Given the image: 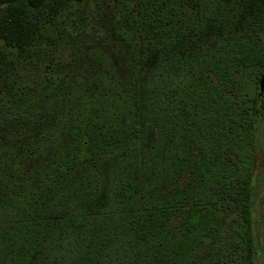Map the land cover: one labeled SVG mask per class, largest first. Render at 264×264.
Listing matches in <instances>:
<instances>
[{
    "label": "trees",
    "instance_id": "16d2710c",
    "mask_svg": "<svg viewBox=\"0 0 264 264\" xmlns=\"http://www.w3.org/2000/svg\"><path fill=\"white\" fill-rule=\"evenodd\" d=\"M229 1L0 0V264H253L264 0Z\"/></svg>",
    "mask_w": 264,
    "mask_h": 264
},
{
    "label": "rangeland",
    "instance_id": "374dc122",
    "mask_svg": "<svg viewBox=\"0 0 264 264\" xmlns=\"http://www.w3.org/2000/svg\"><path fill=\"white\" fill-rule=\"evenodd\" d=\"M233 1L234 0H230L229 2L232 3ZM259 39L261 44L264 46V32H260ZM257 71L261 73L262 68H257ZM204 73L214 79L211 72L204 71ZM256 83L257 77L253 75L249 77L245 76L236 88L233 97H236L238 100H242V103L245 104L252 96ZM256 131L259 147L255 152L252 165L251 186L253 190L254 204L252 205L251 217L254 243L258 250L252 262L253 264H264V110L261 116L257 119ZM233 202V199L226 196L222 200V205L234 208Z\"/></svg>",
    "mask_w": 264,
    "mask_h": 264
},
{
    "label": "water",
    "instance_id": "95a60500",
    "mask_svg": "<svg viewBox=\"0 0 264 264\" xmlns=\"http://www.w3.org/2000/svg\"><path fill=\"white\" fill-rule=\"evenodd\" d=\"M259 82H260V85H262L264 83V67H263Z\"/></svg>",
    "mask_w": 264,
    "mask_h": 264
}]
</instances>
